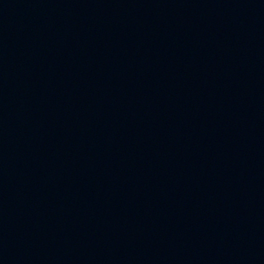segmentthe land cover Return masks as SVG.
I'll list each match as a JSON object with an SVG mask.
<instances>
[{"label":"water","instance_id":"obj_1","mask_svg":"<svg viewBox=\"0 0 264 264\" xmlns=\"http://www.w3.org/2000/svg\"><path fill=\"white\" fill-rule=\"evenodd\" d=\"M0 264H264V0H0Z\"/></svg>","mask_w":264,"mask_h":264}]
</instances>
